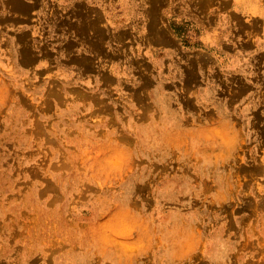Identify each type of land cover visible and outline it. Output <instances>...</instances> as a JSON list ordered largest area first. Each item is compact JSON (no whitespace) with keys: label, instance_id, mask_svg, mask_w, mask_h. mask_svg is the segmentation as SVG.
<instances>
[{"label":"rangeland","instance_id":"obj_1","mask_svg":"<svg viewBox=\"0 0 264 264\" xmlns=\"http://www.w3.org/2000/svg\"><path fill=\"white\" fill-rule=\"evenodd\" d=\"M0 264H264V18L0 0Z\"/></svg>","mask_w":264,"mask_h":264},{"label":"crops","instance_id":"obj_2","mask_svg":"<svg viewBox=\"0 0 264 264\" xmlns=\"http://www.w3.org/2000/svg\"><path fill=\"white\" fill-rule=\"evenodd\" d=\"M232 12L248 19L264 18V0H230Z\"/></svg>","mask_w":264,"mask_h":264}]
</instances>
